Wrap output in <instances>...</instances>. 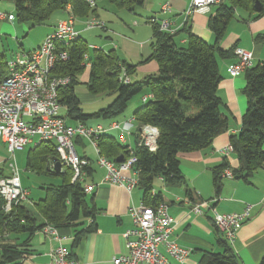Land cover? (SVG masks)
Masks as SVG:
<instances>
[{"label": "trees", "instance_id": "obj_1", "mask_svg": "<svg viewBox=\"0 0 264 264\" xmlns=\"http://www.w3.org/2000/svg\"><path fill=\"white\" fill-rule=\"evenodd\" d=\"M11 1L15 5V18L20 23H43L57 10L69 8L68 16L74 15L75 18L84 20L91 16L100 18L96 15L98 5L90 7L86 0ZM106 1L135 12L146 0ZM257 1L261 6L258 10L255 8ZM216 5L208 19L209 28L215 34L213 43L192 32L186 25L183 29L188 32V38L186 44L181 46L176 42L174 33L161 28L160 21L163 19L148 17L146 22L152 28V52L147 61L155 60L158 70L142 79L121 82L119 75L122 69L131 75L136 71L138 63L127 61L114 48L105 50L94 47L95 53L91 56L89 43L80 33L77 39L63 46L68 49L70 57L59 62L54 69L55 75L70 79L67 85L59 88V101L66 111V115L62 116L74 121L86 123L94 117L114 119L125 111L129 101L138 93H147L148 90L152 94L151 98L142 101L133 112L139 128L144 124H152L159 129L155 151H150L143 144L139 145L136 133L135 154L138 159L135 168L139 171L138 186L144 191L143 202L146 205L162 201L158 191L153 193L154 181L158 176H162L165 182H185L180 168V152L206 147L229 128V117L222 111L223 101L218 94L222 75L217 55L222 58L230 57L236 46L225 50L220 43L234 16L235 6L250 7L261 15L264 14V0H223ZM162 12L169 10L162 9ZM8 59L6 53L0 51V79L8 74ZM88 65L90 75L86 84L90 91L95 94H115L111 103L92 113L83 111L76 92V85L81 81ZM245 79L246 85L242 92L248 98V107L242 116L241 130L230 136L239 165L231 168L225 157L220 165L214 167L213 181L217 195L223 188L222 173L225 168H231L234 177L249 181L254 172L264 166V61L246 68ZM95 138L100 153L114 161L122 154H129L128 145L121 143L109 132H102ZM57 158L58 151L54 141L43 140L28 152L27 169L40 175H60L62 179L59 183L53 182L45 187V196L34 200L35 210L24 201H19L10 211H6L5 200L0 195V264H22V260L34 251L31 247L32 237L47 225L58 229L77 227L85 219L95 218L98 209L89 204V193L85 192L83 182H72L69 167L61 168L60 171L53 169ZM89 169L90 167L87 168L88 171ZM95 228L92 221L85 228L76 230L73 246L80 242L85 233L92 232ZM216 229L218 243L223 250H204L200 263L240 264L233 246L223 238L217 227ZM259 264H264V256Z\"/></svg>", "mask_w": 264, "mask_h": 264}, {"label": "crops", "instance_id": "obj_2", "mask_svg": "<svg viewBox=\"0 0 264 264\" xmlns=\"http://www.w3.org/2000/svg\"><path fill=\"white\" fill-rule=\"evenodd\" d=\"M2 1L5 3L1 6L0 0V11L13 14V12L7 11L12 10L15 16L14 3L11 0ZM102 1L97 6L96 14L100 18L99 9ZM165 2H169L170 10L163 13L162 5ZM190 3L191 0H146L135 12L128 10L126 13L124 11L121 13L123 18L121 16L119 21L113 22L114 33L123 30L122 33L124 34L119 35L123 41L120 40L119 45L110 42L109 49L120 48L121 57H125L124 59H128L133 63H138L136 71L130 75L131 81H134V75L142 79L158 70V63L155 60L147 61L152 52V47L149 45L150 37L145 36L142 29L144 25L148 24L139 21L133 15H138L142 19L152 16L157 17V20L167 19L175 34L176 42L181 46L186 44L188 38V32L183 29L186 25L189 26L192 32L198 34L206 41L210 43L215 41V34L208 25L209 13L196 12L188 17L185 15ZM215 6L217 5L212 7V12L215 10ZM255 8L258 10L256 5ZM69 9L65 10L67 12L66 16L59 18V20L68 16ZM136 19L138 22L135 21V29L131 31V21ZM0 20L13 21L14 19L0 18ZM80 21L83 23L84 19ZM57 22L50 25V28L35 48L54 29ZM75 28L82 35L81 31L83 28H78L77 22L75 23ZM105 29H108V27L106 26ZM126 33L133 38H129ZM220 44L225 50L233 46L251 50L253 52V64L264 61V14L259 15L257 11H253L250 7L235 6L234 16L230 20L226 34ZM94 47L104 48L96 44ZM104 49L109 50L107 48ZM218 57L222 75L218 94L223 101L222 111L229 117V128L218 135L210 145L179 153L180 168L185 182H165L162 176H158L159 188L155 187V190L161 194V200L169 204V211L175 219L173 238L178 240L181 245L191 249L190 255L183 264H201L200 259L204 250H223L218 243L219 235L213 221L215 210L221 213L241 212L247 205H251L250 217L240 226L232 246L240 260V264H259L264 256V166L257 169L249 181L224 174L227 169L225 168L222 173L223 188L218 195L215 193L214 167L220 165L225 157L231 168L239 165V159L234 152L224 155L221 149L230 143L232 134H236L241 130L242 116L248 107V98L242 92L246 85L245 71L237 75H232L230 71L231 66L238 59L237 55L234 52L227 58H222L219 55ZM89 66H87L82 75L84 82L89 79ZM146 92L148 94L149 91L147 90ZM112 120L115 119H110L107 122L98 121L97 124L102 123L107 126ZM118 121L126 122L131 126L132 134L128 143L136 146L134 143L136 133L139 131V125L134 120L133 114L130 118ZM78 122L74 121L72 125ZM134 122L136 125H134ZM86 124L95 126L88 124V122ZM111 131L113 130L104 132L111 133ZM78 139L79 141L77 142ZM86 140L88 139L76 138L75 147L79 145L81 148L79 154L91 159V166L85 180L93 185V189L89 193V195L91 194L90 197L88 195L89 204L95 206L98 212L95 218L85 219L80 226L57 229L62 236L61 242L71 250L73 257L79 264H113V257L125 254L128 251L124 233L132 226L130 207L143 202L144 191L139 186L129 191L124 186L107 183L104 180L106 169L98 164L97 159L94 161L86 148ZM117 140L120 141V139ZM92 147L96 151L93 145ZM52 167L54 169V166ZM2 170L5 174L10 173L6 172L4 168ZM26 170L29 169L26 168ZM34 173L38 176H46ZM48 177L50 179H40L42 185H48L53 182L59 183L62 180L60 175H48ZM47 185L42 186V188L45 190ZM160 187H164L163 190H159ZM24 188L28 191V196H30L29 190L26 187ZM188 189H190V192ZM203 201L205 202L200 206L201 213L192 210L196 203ZM92 221H94L96 228L92 232L85 233L80 242L73 246L76 230L85 228ZM31 244L34 251L22 260V264H50L51 257L49 252L57 244V241L52 239L51 235L43 229L34 234Z\"/></svg>", "mask_w": 264, "mask_h": 264}, {"label": "built area", "instance_id": "obj_3", "mask_svg": "<svg viewBox=\"0 0 264 264\" xmlns=\"http://www.w3.org/2000/svg\"><path fill=\"white\" fill-rule=\"evenodd\" d=\"M90 7H96L101 0H86ZM223 0H191L185 15L193 13H210L212 7ZM164 11L170 10L169 2L162 5ZM0 18L15 19L10 13L0 11ZM76 18L69 15L60 19L55 29L47 34L42 43L34 50L21 51L15 58L7 62L8 74L0 79V141L6 144L7 150L14 157L16 150H22L28 145L35 147L41 141H54L58 151V160L62 167H69L72 171V182L82 181L86 193H90L93 185L86 182L87 168L91 166V159L77 152L76 138L89 139L98 154L97 162L106 169L104 180L110 184L124 186L129 191L139 185V171L135 168L137 155L135 145H131L129 138L132 131L126 122L112 120L105 126L100 123L95 126L78 122L68 124L60 110L59 88L67 85L70 79L66 76L55 75L54 69L61 61H66L70 55L63 46L77 39L79 31L75 28ZM86 28L105 27V21L96 16L84 20ZM161 28L173 33L167 19L160 21ZM238 59L230 71L232 75L245 71L253 64L251 50L236 47ZM88 55H85L87 59ZM119 80L131 82L130 75L122 69ZM152 94H145L143 101L151 98ZM118 130L119 139L128 145L129 154H124V160L114 161L100 153L98 134ZM139 145L146 146L150 151L157 149L159 129L152 124H144L138 131ZM232 143L221 149L224 155L233 152ZM11 172L5 174L0 168V195L4 198V208L10 211L13 205L28 198V191L23 188L19 169L16 162L10 163ZM226 175L233 176L230 168ZM156 190H153V193ZM205 201L196 203L192 210L201 213L200 208ZM251 205H247L241 212L221 213L215 210L213 221L220 234L231 245L234 244L237 232L245 220L250 217ZM130 215L132 226L124 233L127 253L113 257V264H183L191 253V249L173 238L175 219L169 211V204L160 201L155 205H131ZM57 244L51 249L50 264H79L73 257L71 250L63 245L62 236L52 225L44 227Z\"/></svg>", "mask_w": 264, "mask_h": 264}, {"label": "rangeland", "instance_id": "obj_4", "mask_svg": "<svg viewBox=\"0 0 264 264\" xmlns=\"http://www.w3.org/2000/svg\"><path fill=\"white\" fill-rule=\"evenodd\" d=\"M3 2L1 0V6H3ZM2 10V9H1ZM100 14L101 19L106 22V26L108 29L101 28V27H94V28H86L85 23L80 21L82 18L76 17L77 27L83 28L81 33L82 36L87 40L89 43V54L92 56L95 53L94 45L103 46L104 48L109 49L110 48V42L115 43L117 45L120 44V40L123 41V39L119 35H123V30L118 31L117 33H114L113 31V22L119 21L121 19V13L126 12L127 9L116 7L106 0H103L100 4ZM8 12H13L12 10H7ZM212 12V11H211ZM67 12L65 10H57L52 14V16L47 19L43 23H39L36 25H32L30 23H20L15 18L13 21L8 20H0V51L5 52L7 57L9 58H15L17 54L21 51L25 50H32L35 48L40 40L44 37L46 34V31L50 28V25L52 23L57 22L59 18H62L66 16ZM135 18H137L139 21H142L143 23H146L148 25H144V28L142 29V32L145 36L150 37V43L151 45V38H152V28L149 26V22H146V19H142V17L138 15H133ZM123 18V16H122ZM131 21V31L134 28V25L136 24L135 21ZM138 22V21H137ZM79 24V26H78ZM85 28V29H84ZM129 38L131 37L130 34L126 33ZM132 40V39H130ZM118 52V54H121L120 48H114ZM121 56V55H120ZM125 58V57H124ZM217 58L219 60V57L217 55ZM129 61L128 59H126ZM132 62V61H129ZM139 79V76L134 75L133 80ZM76 92L81 98V107L85 113H92L94 111L99 110L102 107L107 106L109 103L112 102V100L115 97V94H107L106 92H101L98 94L92 93L87 86L86 82H84L82 79L81 81L76 85ZM147 93H138L135 95L128 103L127 108L125 111H123L118 117H115L116 120H123L126 118H130L134 112V110L138 107V105L142 102V97ZM62 115H66L65 108L62 107L60 110ZM66 118V117H65ZM68 123L73 124L74 120L71 118H66ZM98 121L101 122H107V119H103L102 117H94L87 120L88 124L96 125ZM106 124V123H105ZM134 125L136 123L134 122ZM111 133L119 139V133L117 130L111 131ZM89 140V139H88ZM86 140V148L88 149V152L91 154L94 161L98 158V154L92 147V144ZM134 143V141H133ZM135 144V143H134ZM32 148V145L26 146L22 150H16L15 156L13 157L11 153L8 152L6 144L2 141H0V168H4L6 172H11L10 163L16 162V165L19 169V174L22 179V186L23 188L26 187L29 192L30 196H28V200H25V204H27L31 209L35 210L34 206V200H37L45 196V190L42 188L41 180L44 179H50L48 176H38L34 172L30 170H26V162H27V156L29 150ZM76 150L78 153L81 152V148L79 145L76 146ZM158 178V177H157ZM155 180V187L158 189V179ZM164 187H160L159 190H163ZM166 190V189H165ZM164 190V192H165ZM91 195V194H90ZM89 195V197H90ZM41 219V218H40Z\"/></svg>", "mask_w": 264, "mask_h": 264}, {"label": "water", "instance_id": "obj_5", "mask_svg": "<svg viewBox=\"0 0 264 264\" xmlns=\"http://www.w3.org/2000/svg\"><path fill=\"white\" fill-rule=\"evenodd\" d=\"M256 7H257L258 9L260 8V3H259L258 1H257V3H256ZM116 160H117L118 162L123 161V160H124V155L122 154V155L118 156ZM61 168H62V163H61V162L58 160V158H57L56 164H55V166H54V170H56V171H60Z\"/></svg>", "mask_w": 264, "mask_h": 264}]
</instances>
